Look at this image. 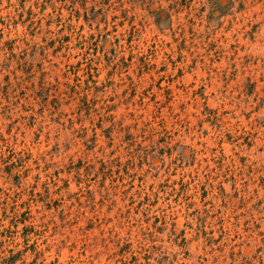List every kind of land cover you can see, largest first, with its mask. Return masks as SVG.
Masks as SVG:
<instances>
[{
    "label": "rangeland",
    "instance_id": "374dc122",
    "mask_svg": "<svg viewBox=\"0 0 264 264\" xmlns=\"http://www.w3.org/2000/svg\"><path fill=\"white\" fill-rule=\"evenodd\" d=\"M0 264H264V0H0Z\"/></svg>",
    "mask_w": 264,
    "mask_h": 264
}]
</instances>
